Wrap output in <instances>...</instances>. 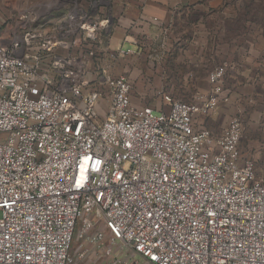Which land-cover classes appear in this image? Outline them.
<instances>
[{"label":"built area","instance_id":"built-area-1","mask_svg":"<svg viewBox=\"0 0 264 264\" xmlns=\"http://www.w3.org/2000/svg\"><path fill=\"white\" fill-rule=\"evenodd\" d=\"M35 9L0 30V264H74L76 232L102 249L94 264H125L113 242L147 264H264V181L241 158V122L195 123L225 66L190 102L134 105L125 76L86 78L105 18L73 4L44 30Z\"/></svg>","mask_w":264,"mask_h":264},{"label":"rangeland","instance_id":"rangeland-1","mask_svg":"<svg viewBox=\"0 0 264 264\" xmlns=\"http://www.w3.org/2000/svg\"><path fill=\"white\" fill-rule=\"evenodd\" d=\"M7 1L0 0V30L4 29V21L17 12L7 7ZM13 1L15 0H9L10 3ZM37 1L24 0V3L26 7L30 6L28 7L30 10L35 11ZM69 1L71 4H81L84 7L91 3V0ZM202 1L211 5L209 10H213L212 14L215 18L213 26L216 25V28L212 30L217 31L218 34L223 32L229 42L223 39L224 42L215 43L213 41L216 38L215 34L212 43H207V38H199L194 44L190 41L182 43L178 49L171 41L144 40L143 49L138 54L124 53L122 56H116L103 41L100 47L96 46L95 57L88 63L87 71L90 79L97 80L102 73L113 78L125 76L130 80L132 99L136 100L133 101L134 103L144 105L142 100H139L142 99L139 92H142L143 98L148 103H155L158 110H163L165 109L163 99L169 101L181 99L190 102L196 94L207 91L208 74L214 68L213 64L217 65L213 56L222 53L227 44L236 45L241 38H244L246 45H243L246 50L250 49L254 40L258 50L264 49V0ZM65 11L64 8L63 11L51 16L55 18L53 22H51L52 18H47L42 24L34 27L53 30L55 21ZM208 46L209 50H207ZM91 47L95 49L94 45ZM237 101H234L233 107L228 104L229 102L221 103L207 117L198 116L199 126L218 134L228 120L239 119L242 125L239 142L241 158L252 161L257 177L264 181V115H258V98L250 97L243 102ZM97 227L101 225L95 228ZM103 242L106 243L105 240ZM111 249L112 257L118 258L120 262L147 264L139 255L129 252L121 242H113ZM82 251L84 255L79 257ZM101 252L102 249L93 244L89 238L75 233L71 246L74 264L98 263ZM101 264H105V261H101Z\"/></svg>","mask_w":264,"mask_h":264},{"label":"crops","instance_id":"crops-1","mask_svg":"<svg viewBox=\"0 0 264 264\" xmlns=\"http://www.w3.org/2000/svg\"><path fill=\"white\" fill-rule=\"evenodd\" d=\"M92 2L96 4L91 8ZM6 3L8 8L17 12L30 7L25 6L24 0H15L13 3L8 0ZM91 3L83 8L90 14L108 21L107 26L100 32L101 43L104 41L116 56H122L124 53L138 54L143 49L144 40L171 41L179 49L182 43L190 41L194 44L199 38H207V43H212L215 34L216 38L213 40L215 43L227 39L223 32L218 34L212 30L216 28V25L213 26L215 20L213 10H209L211 5L202 0H91ZM35 4L45 12L43 20L52 18L56 12L63 11L64 8L67 10L73 5L69 0H38ZM54 20L55 18H52L51 22ZM252 42L250 49L246 50L244 38H241L240 44H227L222 53L213 56L217 64L216 66L213 64L214 68L219 65L225 66L218 106L229 102L228 104L233 107L234 101L243 102L250 97L258 98V115H264V49L258 50L256 41ZM209 49L208 46L207 50ZM86 78L90 82V88L97 87L100 82V76L97 80L90 79L88 71ZM208 86L207 91L201 93H208L211 87L209 82ZM139 94L142 98L139 100H142L144 105L134 103L136 100H133L130 94L134 105L150 106L156 111H166L169 108L171 100L163 99L165 109L158 110L155 103H148L143 98L142 92ZM108 106L109 98L105 97L99 101L97 110L101 116L105 114ZM195 123L200 127L198 118Z\"/></svg>","mask_w":264,"mask_h":264}]
</instances>
